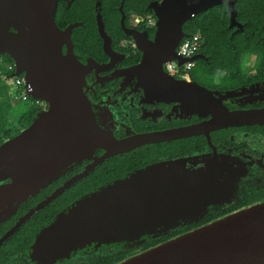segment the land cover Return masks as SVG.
I'll return each instance as SVG.
<instances>
[{
    "label": "flooded vegetation",
    "instance_id": "af4514ba",
    "mask_svg": "<svg viewBox=\"0 0 264 264\" xmlns=\"http://www.w3.org/2000/svg\"><path fill=\"white\" fill-rule=\"evenodd\" d=\"M157 1L161 0L59 1L58 7H73L79 15L65 27L57 23L62 29L76 24L73 49L78 61L88 66L83 92L108 143L6 215L0 222V264H37L29 252L46 225L86 195L149 167H172V181L188 184L190 175L204 174L199 185L209 188L207 201L214 203L200 223L175 229L140 248L125 243L92 246L54 264H116L197 226L264 203V60L255 53L209 55L202 51V39L195 54L201 57L182 76H175L168 66L165 71L156 65L142 67L144 48L154 42L158 30L150 7ZM229 13L232 35L246 31L239 11L237 22L244 29L231 27ZM258 15L262 18L264 12ZM79 28L82 40L77 38ZM223 57L238 61H233V71L217 69ZM179 66L185 70V64ZM200 86L215 97L200 94ZM34 106L29 125L18 124L29 110L15 121L21 131L50 108L43 101ZM245 113L253 115L240 116Z\"/></svg>",
    "mask_w": 264,
    "mask_h": 264
},
{
    "label": "water",
    "instance_id": "95a60500",
    "mask_svg": "<svg viewBox=\"0 0 264 264\" xmlns=\"http://www.w3.org/2000/svg\"><path fill=\"white\" fill-rule=\"evenodd\" d=\"M59 1L0 0V55L14 60L15 74L24 75L30 96L50 106L28 128L0 145V212L6 208L0 222L20 203L108 143L107 133L97 123L91 101L83 92L88 66L78 61L73 49L76 24L62 29L57 23ZM236 2L152 3L158 30L154 42L144 48L142 67L156 65L165 71L174 61L187 64L201 57L184 58L178 52L187 37L185 26L221 4L228 3L231 27L244 29L237 22ZM197 88L200 94L215 97L214 92ZM248 115L253 114H240ZM170 168L149 167L70 205L36 236L30 260L54 264L103 244L140 248L175 229L200 223L214 203L213 199L207 201L209 188L199 185L204 174L190 175L188 184L181 179L172 181L176 172ZM116 264H264V203L197 226Z\"/></svg>",
    "mask_w": 264,
    "mask_h": 264
},
{
    "label": "trees",
    "instance_id": "16d2710c",
    "mask_svg": "<svg viewBox=\"0 0 264 264\" xmlns=\"http://www.w3.org/2000/svg\"><path fill=\"white\" fill-rule=\"evenodd\" d=\"M260 6V9L259 7ZM73 8V7H72ZM72 8L67 9L58 7L56 19L61 27H65L68 23L79 19ZM237 9L239 11L238 19L246 26V31L237 32L234 35L230 26V11L227 4L216 6L209 9L190 20L185 30L189 36L201 35L206 44L202 51L209 55H228L233 57L243 53H255L261 56L264 60V15L261 18L258 12H264V0H238ZM149 11V10H148ZM257 11V12H256ZM81 18V17H80ZM82 28L77 29V38L82 40L80 34ZM4 59L5 65L3 70L8 71V65H15L14 60L9 56L0 55ZM235 59L221 58L216 63V67L222 71H233L231 67ZM14 71H10L7 75H14ZM32 99V98H31ZM36 104V100H33ZM15 103L12 102L11 95L8 89L0 88V145L9 137H13L20 131L14 133L11 114L15 109ZM36 112L35 106H32L24 115L18 124L25 128L30 124L31 118ZM20 130V129H19ZM5 136V138H3Z\"/></svg>",
    "mask_w": 264,
    "mask_h": 264
},
{
    "label": "built area",
    "instance_id": "2783aa9c",
    "mask_svg": "<svg viewBox=\"0 0 264 264\" xmlns=\"http://www.w3.org/2000/svg\"><path fill=\"white\" fill-rule=\"evenodd\" d=\"M201 35H193V36H187L186 39L183 41L182 46L178 48V52H180L181 56L184 58H189L195 55L201 46L202 41ZM5 61L4 59L0 58V77L3 81L8 80L9 78L13 77V84L15 86V90L11 94V99L13 103H17L18 101L23 102H29L32 98L30 96V86L26 83L24 75H14L9 76L7 75L10 71L16 72V66L15 65H8V71L5 72L3 70V65ZM168 66V69L175 75V76H182L185 74L186 70H190L193 66V61L185 64V70L181 69L179 66V63L177 61L170 63ZM166 66V67H167ZM2 71H4L2 73ZM41 101L36 100V104L40 103Z\"/></svg>",
    "mask_w": 264,
    "mask_h": 264
},
{
    "label": "rangeland",
    "instance_id": "374dc122",
    "mask_svg": "<svg viewBox=\"0 0 264 264\" xmlns=\"http://www.w3.org/2000/svg\"><path fill=\"white\" fill-rule=\"evenodd\" d=\"M4 71H2L3 73ZM0 88L1 89H8L10 95L12 94V92L15 90V86L13 84V77L9 78L6 81H3L2 78L0 77ZM34 99H30L29 102H23V101H18L14 106L15 109L13 110L12 114H11V120L12 121H17L19 120V118L24 114L25 111H28L32 106L35 105ZM13 124V123H12ZM13 128L14 133L21 131L19 129L20 126H18V124L15 122V124L11 127ZM3 138H5V136H3Z\"/></svg>",
    "mask_w": 264,
    "mask_h": 264
}]
</instances>
